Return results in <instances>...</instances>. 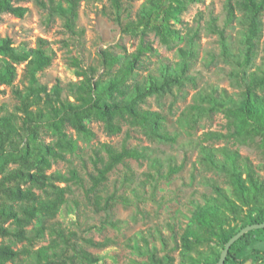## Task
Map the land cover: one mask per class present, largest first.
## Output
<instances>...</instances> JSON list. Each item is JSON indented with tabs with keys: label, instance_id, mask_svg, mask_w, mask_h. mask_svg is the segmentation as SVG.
I'll list each match as a JSON object with an SVG mask.
<instances>
[{
	"label": "trees",
	"instance_id": "obj_1",
	"mask_svg": "<svg viewBox=\"0 0 264 264\" xmlns=\"http://www.w3.org/2000/svg\"><path fill=\"white\" fill-rule=\"evenodd\" d=\"M108 1L123 33L140 31V47L130 54L101 50L103 72L99 73L95 65L77 69L80 80L71 90L72 98L63 97L59 84L49 90L40 82L39 72L52 64L55 55L48 40L39 38L37 47L25 49L15 46L12 38L0 36V85H14L17 65L24 62L27 80L24 88L14 89L18 99L16 111L0 116V264H96L101 260L87 245L105 247L108 240L97 242L84 238L81 242L75 231L52 221L68 203L71 185L85 187V177L75 166H70L66 173L48 172L58 160L72 162L73 156L82 157L84 148L79 141L91 142L96 137L92 122H101L109 135L121 133L127 124L151 140L174 143L180 132L191 133L202 120L217 113L226 117L228 132H204L199 150L202 164L224 175L230 190L214 183L216 195H206L203 203L195 205L180 235L181 264H209L194 258L192 252L216 240L224 249L242 228L264 222V178L259 173L260 166L254 165L238 149L210 143L230 138L242 143L253 141L264 154V0H226L224 27L219 26L214 16L207 21L206 29L220 37L218 55L232 65L230 75L240 91L230 93L218 86L198 90L193 102L177 119L180 128L177 133L169 131L161 111L150 109L146 104L153 96L162 98L175 93V87L182 90L187 82L195 83L189 72L198 58L200 27L184 36L173 21L180 20L190 3L204 0H144L135 17L126 22L122 15L132 14L130 3L135 0ZM37 2L44 12L45 24L59 18L67 31L83 33L78 28L81 0ZM27 11L28 7L15 4L14 0H0V16L7 12L24 17ZM236 26H239V38L234 44L229 30ZM151 31L167 45L176 40H185L186 44L178 49L180 59L176 63H161L156 71L142 77L139 69L144 64L143 56L147 51H155L147 38ZM261 52V64L256 65ZM47 135L53 139L47 141ZM149 150L148 146L136 145L117 148L108 142L95 147L90 158L95 167L89 174L92 184L85 188L91 204L100 210H110L118 201L130 204L131 200L122 194H101L112 169L126 164L128 159L150 160L152 170L146 172V181L152 186V194H156L162 179H169L181 170L182 166L170 164L164 171L162 159ZM125 179L132 181V174L127 172ZM109 222L117 225L112 220ZM47 235L48 243L35 248ZM5 238L10 241L6 242ZM262 241L264 228L244 233L232 245L225 264L238 260V253L244 247ZM16 243L24 245L17 248ZM256 251L259 250L256 248ZM220 256L221 253L216 254L213 264L218 263ZM149 258L153 264L174 261L170 254L158 257L150 252Z\"/></svg>",
	"mask_w": 264,
	"mask_h": 264
},
{
	"label": "rangeland",
	"instance_id": "obj_2",
	"mask_svg": "<svg viewBox=\"0 0 264 264\" xmlns=\"http://www.w3.org/2000/svg\"><path fill=\"white\" fill-rule=\"evenodd\" d=\"M144 0L130 3L132 14L124 12L123 21L135 17ZM15 4L29 8L24 17L4 12L0 16V36L12 38L14 45L19 48H35L39 38L48 40L49 47L54 51V59L50 66L39 72V79L49 90L59 84L63 97L72 98V91L80 80L76 71L95 65L99 73L103 72L100 65V51L111 49L116 53H134L141 44L140 31L123 33L122 26L115 20V10L108 0H81L79 7L78 28L81 34H73L63 26V21L57 18L51 24L43 21L44 12L37 0H14ZM226 0H204L190 3L187 11L180 15V20L173 21L176 28L181 29L184 36H188L194 29L200 27L198 41V58L193 63L189 74L195 78V83L187 82L182 90L174 88L175 93H168L162 98H149L146 107L159 110L166 117L167 127L171 133L180 132L177 119L182 111L193 102L194 94L204 88L218 86L230 93H237L240 89L230 75L232 65L225 62L220 55L221 43L218 34L209 32L206 24L213 16L217 18L220 27L226 22ZM239 26L230 29L231 39L237 44ZM148 40L154 52L147 51L143 56L144 64L139 69L140 76L156 71L161 63H176L179 59L178 49L186 44L185 40H176L170 45L163 43L160 37L151 31ZM214 55V56H213ZM262 52L257 56L256 65L261 64ZM26 63L17 65L18 74L14 85H0V116L7 112H15L18 99L15 88H24ZM91 127L96 137L91 142L79 141L84 148L82 157L73 156L72 162L58 160L54 162L48 172H68L70 166H75L85 177V187L72 184L67 196L68 203L61 207L60 212L52 221H59L67 230L77 233L78 239L93 238L95 241L108 240L105 247L87 245L93 254L100 255L101 260L96 264H153L150 252L158 257L166 254L173 256V264H181L180 235L192 215L195 205L203 203L206 195H216L214 183L230 190L224 175L209 170L202 164L199 144L203 141L206 131L228 132L227 119L222 113L215 114L210 119L202 120L200 126L191 133L180 132L177 142L164 143L149 139L142 131L124 125L122 132L109 135L104 131L101 122H92ZM74 137L78 134L67 129ZM53 137L46 136L50 141ZM108 142L117 148L123 145L148 146L149 152L163 161V170L167 171L170 164L182 166L169 179H162L156 194H152V186L146 181V172L152 170L149 159H128L126 164H118L109 173L101 194L107 196L117 193L128 197L129 205L118 201L110 210H100L93 206L87 196L85 188L89 187V174L94 172L91 155L93 149L100 143ZM215 146L228 145L238 149L240 153L251 159L256 166L264 165V154L255 142L242 143L235 138L210 142ZM68 157H71L70 155ZM259 167V173L264 178V168ZM132 174V181H125L126 174ZM146 182V183H145ZM117 222L112 225L109 221ZM6 242L10 239L5 238ZM49 236L36 243L35 248L48 243ZM24 243H16L20 248ZM256 248L259 251H256ZM223 247L216 240L209 245H201L192 252L194 258L215 262L216 254L222 253ZM238 260L231 264H264V241L255 242L244 247L238 253Z\"/></svg>",
	"mask_w": 264,
	"mask_h": 264
},
{
	"label": "water",
	"instance_id": "obj_3",
	"mask_svg": "<svg viewBox=\"0 0 264 264\" xmlns=\"http://www.w3.org/2000/svg\"><path fill=\"white\" fill-rule=\"evenodd\" d=\"M256 228H264V222H261V223H254V224L247 225V226H245L244 228H242L238 233H236L235 235H233V236L230 238V240L225 244V247H224V249H223V251H222V253H221L220 259H219V261H218L217 264H225L226 259H227V257H228V254H229V251H230L232 245H233L237 240H239L240 237H241L244 233H246V232H248V231H250V230H252V229H256Z\"/></svg>",
	"mask_w": 264,
	"mask_h": 264
}]
</instances>
